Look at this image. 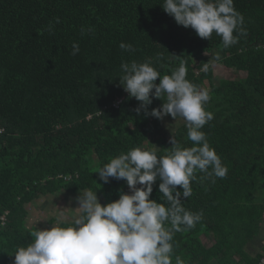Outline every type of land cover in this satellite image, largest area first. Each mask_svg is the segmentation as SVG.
<instances>
[{
    "label": "trees",
    "instance_id": "16d2710c",
    "mask_svg": "<svg viewBox=\"0 0 264 264\" xmlns=\"http://www.w3.org/2000/svg\"><path fill=\"white\" fill-rule=\"evenodd\" d=\"M162 4L0 0V264H14L16 249L32 243L37 226H30L31 204L84 190L97 191L106 204L130 192L124 180L99 177L112 158L135 147L155 149L158 156L171 151L166 139L159 147L148 145L163 120L143 110L137 115L140 102L120 85L121 64L132 60H150L161 76L182 62L194 85L203 88L208 81L206 107L214 119L202 131L228 168L215 183L197 172L191 196L181 197L186 210L203 217L195 228L175 233L173 264L177 256L184 264L263 263L264 242L253 250L264 229V0H234L246 35L229 48L215 33L202 39L178 25ZM74 42L80 49L75 56ZM121 42L135 50H122ZM215 50L225 52L223 65L246 76L216 84L219 68L210 63ZM162 103L153 97L148 111ZM174 136L182 147L192 146L185 123ZM160 182L150 199L167 206ZM78 211H69L73 217L60 226L71 224Z\"/></svg>",
    "mask_w": 264,
    "mask_h": 264
},
{
    "label": "clouds",
    "instance_id": "9594fccd",
    "mask_svg": "<svg viewBox=\"0 0 264 264\" xmlns=\"http://www.w3.org/2000/svg\"><path fill=\"white\" fill-rule=\"evenodd\" d=\"M162 8L178 25L190 27L202 39H211L213 33L220 36L224 48L246 35L244 16L235 9L234 0H163ZM47 30H54L52 22ZM119 47L128 52L135 50L124 42ZM79 51L74 42L71 54L75 56ZM216 59H220L218 54ZM121 72L120 85L129 97L140 102L135 109L137 115L143 110L145 116L160 120L168 115L175 123L182 119L192 146L182 147L172 135L171 151L165 155L135 147L112 158L99 169V177L105 183L110 178L124 180L130 192L121 191L118 199L101 204L97 191H81L73 222L60 226L62 218L50 228L36 227L31 232L32 243L16 249L14 264H173L175 233L195 228L203 217L202 211L186 210L181 197L191 196L197 172L213 183L216 178L226 177L228 168L202 131L214 119L206 107L210 91L186 78L185 65L181 62L170 75L161 76L150 60H132L122 62ZM153 97L163 103L149 112ZM158 178L167 206L150 199ZM176 264L184 261L177 256Z\"/></svg>",
    "mask_w": 264,
    "mask_h": 264
},
{
    "label": "rangeland",
    "instance_id": "374dc122",
    "mask_svg": "<svg viewBox=\"0 0 264 264\" xmlns=\"http://www.w3.org/2000/svg\"><path fill=\"white\" fill-rule=\"evenodd\" d=\"M213 51L210 54V62L215 65L216 79L215 83L220 84L223 80L228 81L233 77L234 71L233 69L221 67V63L224 62L225 52L218 50V53ZM219 55L220 59L217 60L216 56ZM245 72H242V77ZM246 76V73H245ZM205 86L203 88L209 89L208 81L205 82ZM184 123L182 119H179L176 123L170 122L168 119H163L162 128L160 131L156 132L153 136V140L148 143V145L152 144L154 148L162 145L163 139L170 141V137L175 135L176 129ZM139 187V186H138ZM81 194H70L66 191L59 193L56 196L47 195L38 200L37 202L31 204L29 206V211L31 214V223L30 226H37L40 229L50 228L52 226V219L55 217L63 218L69 222V217H73L72 214H75V208L78 206L77 197ZM101 199V198H99ZM101 202V200H99ZM102 204V203H101ZM68 206V207H67ZM72 213H70V212ZM57 225V223L53 224Z\"/></svg>",
    "mask_w": 264,
    "mask_h": 264
},
{
    "label": "crops",
    "instance_id": "0c3cea01",
    "mask_svg": "<svg viewBox=\"0 0 264 264\" xmlns=\"http://www.w3.org/2000/svg\"><path fill=\"white\" fill-rule=\"evenodd\" d=\"M215 53H218V50H216V52ZM211 63V62H210ZM221 67H225V68H229L228 66H226V65H223V63L221 64ZM229 69H233V71H234V74H233V77L232 78H230V79H240V78H243V77H245V74H244V76L242 77V71H240V70H238V69H236V68H229ZM229 79V80H230ZM221 83V82H220ZM183 123V122H182ZM264 228V227H263ZM264 242V229H263V233H262V236L258 239V241H257V243H259L256 247H255V249L253 250V253H257V252H259L260 250H261V245H262V243Z\"/></svg>",
    "mask_w": 264,
    "mask_h": 264
},
{
    "label": "built area",
    "instance_id": "2783aa9c",
    "mask_svg": "<svg viewBox=\"0 0 264 264\" xmlns=\"http://www.w3.org/2000/svg\"><path fill=\"white\" fill-rule=\"evenodd\" d=\"M262 264H264V260H263V263Z\"/></svg>",
    "mask_w": 264,
    "mask_h": 264
}]
</instances>
